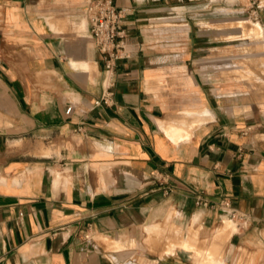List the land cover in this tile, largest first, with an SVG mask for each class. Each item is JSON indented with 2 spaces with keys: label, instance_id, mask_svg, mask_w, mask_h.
Listing matches in <instances>:
<instances>
[{
  "label": "crops",
  "instance_id": "obj_1",
  "mask_svg": "<svg viewBox=\"0 0 264 264\" xmlns=\"http://www.w3.org/2000/svg\"><path fill=\"white\" fill-rule=\"evenodd\" d=\"M85 2L0 0V264H264V109L203 78L209 22L114 0L128 57L106 71Z\"/></svg>",
  "mask_w": 264,
  "mask_h": 264
},
{
  "label": "rangeland",
  "instance_id": "obj_2",
  "mask_svg": "<svg viewBox=\"0 0 264 264\" xmlns=\"http://www.w3.org/2000/svg\"><path fill=\"white\" fill-rule=\"evenodd\" d=\"M182 5L196 11L188 13V18L209 22L203 29L211 34L204 37L209 41L205 46L211 49L209 57L202 60L203 78H213L221 89L233 92L234 99L244 101L252 109H264V0H182ZM176 229L158 227L154 231L156 241L167 239ZM233 229L230 222L223 224L216 235L202 241L204 248H218L216 244L223 242ZM220 248L214 253L222 257ZM149 252L157 254L152 249ZM144 258L142 251H134V260L141 262Z\"/></svg>",
  "mask_w": 264,
  "mask_h": 264
},
{
  "label": "built area",
  "instance_id": "obj_3",
  "mask_svg": "<svg viewBox=\"0 0 264 264\" xmlns=\"http://www.w3.org/2000/svg\"><path fill=\"white\" fill-rule=\"evenodd\" d=\"M83 11L88 20V33L97 50L102 54L106 71L113 69L115 62L128 57L122 44L123 22L128 12L127 8H118L114 0H86ZM109 95H103L95 101V105L107 103ZM70 108L66 109L69 112ZM197 204L207 205L197 198ZM226 216L234 221L236 228H243L246 223L244 214L220 202Z\"/></svg>",
  "mask_w": 264,
  "mask_h": 264
},
{
  "label": "bare ground",
  "instance_id": "obj_4",
  "mask_svg": "<svg viewBox=\"0 0 264 264\" xmlns=\"http://www.w3.org/2000/svg\"><path fill=\"white\" fill-rule=\"evenodd\" d=\"M176 129V127H175ZM173 131V130H172ZM175 131V130H174ZM178 131V130H177ZM173 136V135H172ZM223 262L219 259H212V258H208L207 259H202V261L199 264H222Z\"/></svg>",
  "mask_w": 264,
  "mask_h": 264
}]
</instances>
